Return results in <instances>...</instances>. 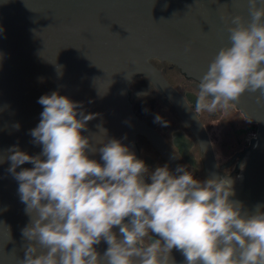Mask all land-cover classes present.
<instances>
[{
  "label": "clouds",
  "instance_id": "9594fccd",
  "mask_svg": "<svg viewBox=\"0 0 264 264\" xmlns=\"http://www.w3.org/2000/svg\"><path fill=\"white\" fill-rule=\"evenodd\" d=\"M248 6L250 21L231 17L229 44L199 79L196 112L227 107L246 91L264 99V0ZM38 103L43 111L30 135L41 152L13 146L7 156L30 217L19 264H176L174 250L184 264H264V206L249 212L231 199L230 175L201 180L183 165L150 170L120 140L93 144L83 133L96 114H85L82 104L58 92ZM155 122L169 123L159 115ZM97 152L103 163L89 158ZM26 163L33 167L17 171Z\"/></svg>",
  "mask_w": 264,
  "mask_h": 264
},
{
  "label": "water",
  "instance_id": "95a60500",
  "mask_svg": "<svg viewBox=\"0 0 264 264\" xmlns=\"http://www.w3.org/2000/svg\"><path fill=\"white\" fill-rule=\"evenodd\" d=\"M248 8V0H0V264H19L28 243L21 230L30 217L7 156L13 146L29 155L41 152L30 135L43 111L38 99L58 92L82 104L85 114H96L83 133L93 144L115 138L138 158L137 133L157 135L133 110L131 80L139 73L160 78L149 61L153 57L172 61L199 80L218 50L229 44L231 17L249 22ZM163 83L200 138L208 175L223 176L204 126ZM259 96V91H246L234 102L258 124L256 136L238 154L231 197L249 212L264 206V99L258 102ZM89 158L103 163L98 152ZM31 167L26 163L17 171ZM106 248L103 241L97 246L101 254ZM172 255L176 264H184L181 253Z\"/></svg>",
  "mask_w": 264,
  "mask_h": 264
},
{
  "label": "flooded vegetation",
  "instance_id": "af4514ba",
  "mask_svg": "<svg viewBox=\"0 0 264 264\" xmlns=\"http://www.w3.org/2000/svg\"><path fill=\"white\" fill-rule=\"evenodd\" d=\"M149 61L160 78L139 73L129 84V99L133 110L157 135L155 137L146 132L137 133L135 141L138 158L150 170L167 164L175 172L178 165H183L198 179L203 180L209 176L207 156L200 138L177 109L163 83L165 81L185 100L207 131L219 172L232 178L237 176L240 162L238 154L256 136L258 124L246 117L234 102H230L227 107H218L213 112H196L199 80L187 76L172 61L158 57ZM157 115L169 122L168 126L156 123ZM249 134H252L251 138L248 137ZM148 242V238H145L144 243Z\"/></svg>",
  "mask_w": 264,
  "mask_h": 264
},
{
  "label": "rangeland",
  "instance_id": "374dc122",
  "mask_svg": "<svg viewBox=\"0 0 264 264\" xmlns=\"http://www.w3.org/2000/svg\"><path fill=\"white\" fill-rule=\"evenodd\" d=\"M251 135H252V134H249L248 137L251 138V137H252Z\"/></svg>",
  "mask_w": 264,
  "mask_h": 264
}]
</instances>
